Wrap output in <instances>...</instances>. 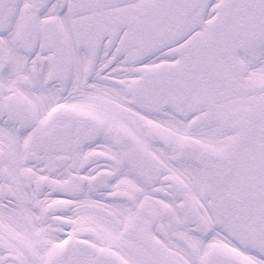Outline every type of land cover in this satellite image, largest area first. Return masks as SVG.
Returning <instances> with one entry per match:
<instances>
[{
	"label": "snow or ice",
	"instance_id": "6c2138e0",
	"mask_svg": "<svg viewBox=\"0 0 264 264\" xmlns=\"http://www.w3.org/2000/svg\"><path fill=\"white\" fill-rule=\"evenodd\" d=\"M0 264H264V0H0Z\"/></svg>",
	"mask_w": 264,
	"mask_h": 264
}]
</instances>
